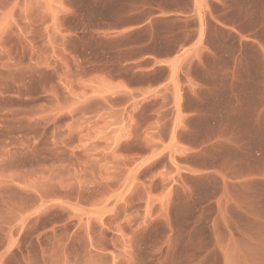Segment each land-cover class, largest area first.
Here are the masks:
<instances>
[{
	"label": "rangeland",
	"instance_id": "rangeland-1",
	"mask_svg": "<svg viewBox=\"0 0 264 264\" xmlns=\"http://www.w3.org/2000/svg\"><path fill=\"white\" fill-rule=\"evenodd\" d=\"M54 1L29 16L24 2L13 15L0 0V264H264V226L217 240L214 209H200L216 187L189 182L192 195L177 179L166 101L137 92L152 79L114 62L147 36L100 34L132 22L120 18L128 7ZM191 7L185 23L156 24L158 41L184 28L193 36ZM227 21L264 42V0L236 1ZM182 38L156 49L169 54ZM259 62L255 51L256 77ZM256 213L264 219V204Z\"/></svg>",
	"mask_w": 264,
	"mask_h": 264
},
{
	"label": "crops",
	"instance_id": "crops-1",
	"mask_svg": "<svg viewBox=\"0 0 264 264\" xmlns=\"http://www.w3.org/2000/svg\"><path fill=\"white\" fill-rule=\"evenodd\" d=\"M116 1L128 7L120 18L132 22L107 27L100 34L112 33L118 40L147 34L142 42L114 51V62L134 66L139 75L152 79L137 92L166 101L169 121L163 140L171 148L168 158L181 169L177 179L192 195L195 190L189 182L216 187L200 209H214L217 240L228 236L226 229L234 234V229L247 225L264 226L256 213L264 204V92H255V85H264V42L244 22L227 21L238 0H166L174 4L170 8L162 6L163 0ZM23 2L29 16L44 4L42 0H10L13 15ZM191 5L198 23L193 36L190 28H184L158 41L156 24L189 21ZM253 15L247 8L244 18L248 22ZM179 35L182 40L169 54L156 49L170 45ZM255 51L260 55L259 77L255 76ZM129 54L134 57L124 59ZM159 72L164 76L154 80ZM256 96L258 106L253 102Z\"/></svg>",
	"mask_w": 264,
	"mask_h": 264
}]
</instances>
